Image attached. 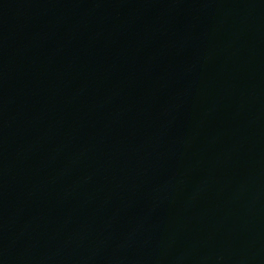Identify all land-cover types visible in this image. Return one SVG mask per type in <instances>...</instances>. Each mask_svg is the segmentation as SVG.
Returning a JSON list of instances; mask_svg holds the SVG:
<instances>
[{"label": "water", "instance_id": "obj_1", "mask_svg": "<svg viewBox=\"0 0 264 264\" xmlns=\"http://www.w3.org/2000/svg\"><path fill=\"white\" fill-rule=\"evenodd\" d=\"M0 264H264V0H0Z\"/></svg>", "mask_w": 264, "mask_h": 264}]
</instances>
